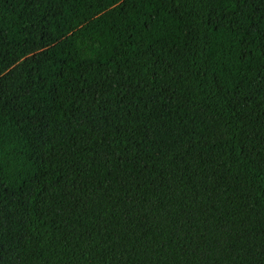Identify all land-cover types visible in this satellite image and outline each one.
I'll list each match as a JSON object with an SVG mask.
<instances>
[{
    "label": "trees",
    "instance_id": "1",
    "mask_svg": "<svg viewBox=\"0 0 264 264\" xmlns=\"http://www.w3.org/2000/svg\"><path fill=\"white\" fill-rule=\"evenodd\" d=\"M0 264H264V0H0Z\"/></svg>",
    "mask_w": 264,
    "mask_h": 264
}]
</instances>
